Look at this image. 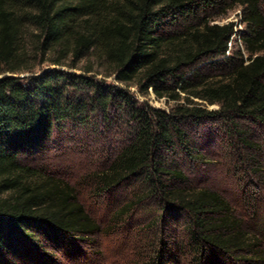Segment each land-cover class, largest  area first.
I'll list each match as a JSON object with an SVG mask.
<instances>
[{
    "label": "trees",
    "instance_id": "obj_1",
    "mask_svg": "<svg viewBox=\"0 0 264 264\" xmlns=\"http://www.w3.org/2000/svg\"><path fill=\"white\" fill-rule=\"evenodd\" d=\"M263 7L264 0H0V250L10 239L41 248L100 230L71 184L24 157L54 132L110 122L124 144L92 173L97 195L134 181L140 202L185 213L191 264L246 253L229 203L192 188L172 158L203 160L190 131L206 122L236 134L244 133L240 121L264 129ZM237 9L241 30L219 24ZM234 35L242 50L229 55ZM85 59L114 84L87 76L91 66L69 71ZM39 65L47 67L34 71ZM134 89L171 105L138 103Z\"/></svg>",
    "mask_w": 264,
    "mask_h": 264
},
{
    "label": "rangeland",
    "instance_id": "obj_2",
    "mask_svg": "<svg viewBox=\"0 0 264 264\" xmlns=\"http://www.w3.org/2000/svg\"><path fill=\"white\" fill-rule=\"evenodd\" d=\"M239 12L228 13L218 19L219 24L232 22L236 31L241 30ZM235 39L229 44V55L242 50ZM90 66L93 71L87 76L114 84L93 60L85 59L69 71L79 74ZM45 67L36 66L34 71ZM131 92L138 103L145 101L165 111L171 105L157 100L152 93L142 97L136 89ZM239 125L243 134L228 130L229 126L220 121L193 127L190 136L203 160L192 161L182 154L172 158L192 188L214 191L229 203L239 230L250 243L246 253L212 257L208 264H264V129L249 121H240ZM123 139L122 129L110 122L66 128L54 132L41 151L24 157L27 164L71 184L100 230L84 241L64 237L53 243L42 242L41 248L10 239L8 249L0 250V264H157L160 251L164 252L162 264H191L185 247V213L162 208L155 199L140 202L142 197L134 181L103 194L94 192L92 173L107 167L123 146Z\"/></svg>",
    "mask_w": 264,
    "mask_h": 264
},
{
    "label": "built area",
    "instance_id": "obj_3",
    "mask_svg": "<svg viewBox=\"0 0 264 264\" xmlns=\"http://www.w3.org/2000/svg\"><path fill=\"white\" fill-rule=\"evenodd\" d=\"M234 37H235V35L232 38H234Z\"/></svg>",
    "mask_w": 264,
    "mask_h": 264
}]
</instances>
